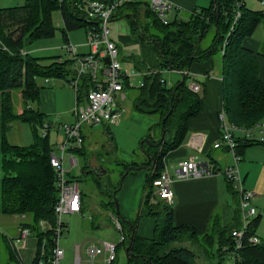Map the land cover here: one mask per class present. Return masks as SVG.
I'll use <instances>...</instances> for the list:
<instances>
[{
	"label": "trees",
	"instance_id": "16d2710c",
	"mask_svg": "<svg viewBox=\"0 0 264 264\" xmlns=\"http://www.w3.org/2000/svg\"><path fill=\"white\" fill-rule=\"evenodd\" d=\"M90 1L111 3L114 0H26L22 7L0 9V163L5 169V176L0 178V215L25 218L20 226L29 228L39 241L52 234L43 233L40 223H55L54 207L58 192L55 171L50 164V154L54 151L50 148V132L43 138L38 133L47 118L34 104H39L40 92L44 88L39 84V79H65L70 82L75 61H62L61 57H57L51 65L44 66L40 58L27 52L26 46L55 36V11L62 15L65 45L70 43V32L81 28L88 32L97 26L98 22L90 20L86 14V3ZM238 1L211 0L208 8L194 11L187 20H175L166 25L158 19L149 3L129 0L113 16V19H126L133 37L152 44L161 62L159 70L149 71L144 76L140 87L129 88L127 79L124 80V89H132L136 93L133 110L156 117L160 128L163 127L164 118H167L164 126L166 134L170 129L174 132L169 140L166 137L149 139L147 153L150 158L147 162L124 165V172L130 170L128 175L149 167L141 216L136 221L124 220L126 229L119 220L125 248L130 245L134 234L129 250L134 256L127 254V264H202L200 258L205 260L203 264H220L226 257H234L232 232L242 225L239 200L233 224L223 226L215 216L208 232L200 235L190 225H177L173 207L162 201L153 204L151 197L153 182L164 171L165 157L185 143L188 122L200 113L201 105L200 94L189 90L186 76L183 75L182 81L171 86L164 79L165 72L190 70L194 63L207 61L219 51L223 55V101L229 123L238 128L251 129L264 118V82L260 79V65L256 54L244 46L246 38L252 37L260 23L264 22V11H254L247 8L245 3L240 8L241 17L231 31ZM212 27L216 29L212 45L203 47V40ZM94 88L96 84L92 78L83 76L76 101L83 104L88 92ZM14 89L21 90L25 103V109L20 114H16L13 108ZM15 122L32 126L36 134L34 145L27 147L10 143L9 133ZM238 142L239 155L247 147L263 144L256 140H248L243 145ZM83 148L72 150L82 152ZM89 161L85 167L87 173H91ZM227 183L231 194L237 197L228 180ZM119 186L120 182L113 190L116 194ZM144 216L152 217L155 221L153 238H144L137 233L139 220ZM261 221L262 216L253 220L251 235H256ZM49 241H52L50 237ZM185 241L199 245L201 252L186 247L170 249L172 244ZM214 243L217 244L215 251L211 249ZM237 254L234 264H264V241L258 245L246 242ZM216 258L219 259L217 263L213 261Z\"/></svg>",
	"mask_w": 264,
	"mask_h": 264
},
{
	"label": "rangeland",
	"instance_id": "374dc122",
	"mask_svg": "<svg viewBox=\"0 0 264 264\" xmlns=\"http://www.w3.org/2000/svg\"><path fill=\"white\" fill-rule=\"evenodd\" d=\"M25 4L26 0H0V9L22 7ZM210 4H208L207 8ZM246 5L247 8L254 11H264V0H246ZM170 18L172 17L170 16ZM188 18L189 16L186 19ZM53 19L57 26L55 36L53 38L37 40L26 46L27 52L33 57L40 58L44 66L51 65L57 57H61L64 60L71 59L72 57L63 48L65 40L63 34L64 23L61 13L55 11ZM215 32V27H212L203 40V47L212 45ZM69 35L73 44L80 45L86 42V34L83 28L70 32ZM216 55L220 58L221 52L218 51ZM121 65L129 74L132 73L133 64L123 62ZM73 69H75L74 66L72 67ZM167 76L165 75V77ZM136 79L134 78L133 81L138 84L140 81ZM169 79L171 83L176 84V77H169ZM63 80L50 79L51 82L48 84L42 78L39 79V84L46 89L45 93L55 90L59 99L60 108H58L57 114H50L47 120L49 123H55L50 130V148L54 151L57 150V145L61 144L64 139V133L60 132L58 128L61 125H71L75 122L72 111L76 106V90L70 83H65ZM135 94L134 90L128 89L126 90L127 100L119 101V98L117 99V103L121 110H123L122 117L118 123L108 124L110 128L109 132L103 125L97 127L84 125L82 127V133L86 135L84 149L82 152L74 150L67 152V156H74L78 160L76 167L72 168L70 165H67V168L70 171V175L75 177L80 183L86 207L82 214H69L63 217V221L67 227L61 237L60 245L66 251V263H73L75 245H81L82 256L86 259V248L88 246L94 245L103 250L104 242L117 245V259L113 264L128 263L125 245L122 243L123 232L117 229L113 217L116 215L115 217L121 221L122 226L126 229L124 220L136 221L141 216L144 193V186L142 187V184L144 183L145 185L146 180L145 182L143 180L142 183V178L139 179V176L140 174H144L146 167L142 170H135L131 175H128L127 171L124 172V165L147 162L150 158L147 153L149 139L158 140L160 137L163 138L162 128L156 126V124L152 125L153 117L145 119V116L133 110ZM12 98L15 113H22L25 109V103L21 90H12ZM44 98L45 94L43 100ZM48 100L47 98L46 102ZM38 106L37 103L34 104L35 108ZM262 121L264 123V118ZM38 133L40 137L43 136L41 129H39ZM173 133V129H170L165 135L166 139H171ZM35 137V131L29 123L15 122L9 133L10 143L19 146L30 147L34 145ZM253 152L255 154L261 152L256 159L257 161H264V147L254 149ZM91 158L93 159L92 168L90 166L89 169L91 173H87L85 167L87 161H91ZM4 170L0 163V178L5 176ZM122 175L123 177L126 176L123 187L116 194L113 190L121 182ZM108 185L109 188H107ZM245 188L249 190L246 186ZM254 200L253 205L257 210V215L259 209L263 215L261 228L258 227L257 235L264 240V204L261 205L259 203L260 205L257 206ZM112 203H115V205H112ZM142 218L139 220V223ZM24 220L25 218L21 217L20 224ZM17 222L18 218L15 216L0 215V264H34L37 260L39 239L36 238L34 233L29 237L25 246L24 243L20 245L19 253L13 251L9 245V240L16 239L19 236ZM204 244L206 245L205 242ZM174 247H186L199 253L202 250L199 245H195L192 241L176 242L171 245L170 249ZM211 249L215 251L217 244L214 243ZM213 261L217 263L219 259L216 258ZM235 261L231 257H226L220 264H234ZM199 262L203 264L205 260L200 258ZM96 264L101 263L96 261Z\"/></svg>",
	"mask_w": 264,
	"mask_h": 264
},
{
	"label": "built area",
	"instance_id": "2783aa9c",
	"mask_svg": "<svg viewBox=\"0 0 264 264\" xmlns=\"http://www.w3.org/2000/svg\"><path fill=\"white\" fill-rule=\"evenodd\" d=\"M129 2V0H114L111 3L90 1L86 3V14L90 20L98 22L87 32V45L91 52L85 55L78 53L77 47L66 44L63 48L72 55L71 59L75 62L73 66V77L70 84L78 92L79 83L83 76H89L96 84V88L87 94L86 102L79 104L76 102L74 109L75 122L71 125H61L58 129L64 133V139L57 145V150L50 154V164L55 171V186L58 192V199L54 207L56 221L54 224L49 221H41L40 228L45 234L51 232V243L48 236H44L39 241V252L34 264H69L65 262L66 251L61 247V237L67 227L63 221L65 215L82 214L83 194L80 183L77 179L70 177L67 165L72 168L78 165V160L74 156H67V152L72 149H82L85 144V136L82 133L84 125L97 127L104 124L118 123L122 117L123 110L118 108L117 99L124 92V80L127 79L129 88H137L143 85L142 82L136 84L133 78L135 72L126 74L122 68L120 51L118 45L112 38L111 23L113 16L118 9ZM246 0H239L236 5V14L231 27V31L241 17L240 8L244 6ZM150 6L156 13L158 19L163 24H168V14L173 10V5L167 0H151ZM227 42L224 44V49ZM108 59L109 62L105 60ZM72 66V67H73ZM182 73L188 78V88L195 94L202 91L201 85L196 81V75L190 70ZM47 79L46 82H49ZM164 82V81H162ZM221 126V138L214 144V149H226L232 157L233 163L222 170H218L207 162L197 160L196 156H190L180 162L175 169L177 179H198L222 174L239 196V206L241 210L242 225L239 229L232 232L235 242L233 259L238 258L239 252L244 244L248 242L252 245L261 244L262 239L257 235H251V225L257 218V210L253 205L255 192L245 188V181L241 174L239 164L241 156L237 153L238 142L236 132L241 130L237 126L230 124L228 117L223 110L219 115ZM55 123L45 122L39 129L43 131L45 137L50 132ZM175 178L164 170L154 180V192L151 203L156 204L162 201L169 206L174 205L175 192L173 183ZM114 223L121 232L122 226L115 216ZM21 225V224H20ZM19 236L9 240L15 252L20 250V245L27 243L33 232L26 227H19ZM37 238V237H36ZM124 237L122 236V240ZM81 245H75L74 258L72 264H113L117 258V245L108 242L103 243V250L91 245L86 248V259L82 256Z\"/></svg>",
	"mask_w": 264,
	"mask_h": 264
},
{
	"label": "crops",
	"instance_id": "0c3cea01",
	"mask_svg": "<svg viewBox=\"0 0 264 264\" xmlns=\"http://www.w3.org/2000/svg\"><path fill=\"white\" fill-rule=\"evenodd\" d=\"M130 1L139 2L142 4H150L151 2V0ZM167 1L170 2L174 7L173 10L168 14V21L173 22L175 20H187V16L190 17L192 14H194V11L199 12L200 10L207 8L211 0ZM170 16L172 18H170ZM84 30L86 34V42L80 45L74 43L80 55H85L91 52L90 46L87 45V31L86 29ZM111 32L112 38L118 45L120 51L121 63L129 62L133 64L132 72H135L136 76L134 78H137V81L142 82L144 76L149 71H157L160 69L161 62L152 44L141 42L137 40V37H133L129 22L126 19L121 17L113 19L111 23ZM69 42L73 44L70 35ZM244 46L256 54L258 63L260 65V79L264 82V22L260 23L252 37L246 38L244 41ZM61 60L64 61L62 58ZM124 72L129 74L127 70H124ZM190 72L196 75V81L202 87V91L200 93V113L189 120L188 135L185 143L177 149L170 151L165 157L164 170H167L175 178L173 183L175 201L174 205L172 206L174 209L175 223L177 225H190L196 229L198 234L203 235L208 232L211 220L215 216H217V219L223 226H227L235 222V210L237 208L239 196L236 197L235 195L231 194L227 180L222 174L188 180L176 178V167L180 162L186 160L190 156H196L197 160L207 162L218 170H222L233 163L232 157L226 149H214V144L221 138L222 131L219 115L224 110L222 53L220 58L215 54L207 61L194 63L190 68ZM163 75L164 79L171 86L176 85L184 78L183 74L177 71H167ZM165 75L168 76L165 77ZM169 77H176V84L171 83ZM44 81L46 82V80ZM63 81H65V83L68 82V84L70 83L67 80ZM50 82L51 81L46 83L50 84ZM45 90V88L41 89L38 107L40 112L44 114L48 120L50 114H57L58 108H60V106L56 91L50 90V93H45ZM44 94L45 98L43 100ZM47 98L49 100L46 102ZM118 98L119 101L127 100L126 90H124V92ZM118 108L121 109L119 104ZM140 115L145 116V119L151 117L143 114ZM72 116L75 119L74 109L72 111ZM152 119V125L156 124L157 126L159 120L156 117H153ZM103 127L105 129H110L108 124H104ZM84 136L86 141V135L84 134ZM235 136L237 142L239 140L242 145L248 140H256L263 143L245 148L243 154L240 155L242 159L239 164L241 174L245 181V186L249 190L255 192L254 199L256 200L253 199L254 202L257 204V206L260 204L263 205L264 161H257L256 158L261 152L255 154L253 151L254 149H259V147H264V123L261 121L256 127L251 129L241 128V130L236 132ZM89 164H91L92 167V158ZM147 169L148 168L146 167L144 174H140L139 176V179L142 178V183L143 180L144 182L146 180ZM143 186L144 183L142 184V187ZM85 207L86 201L83 195V212ZM258 211L259 213L257 217L262 216L263 219L261 210L259 209ZM15 217L18 218L17 231H19L21 217ZM138 227L139 230L137 228V233L141 237H154L155 221L152 217L142 218ZM9 245L11 246L10 242ZM16 253H19V251Z\"/></svg>",
	"mask_w": 264,
	"mask_h": 264
},
{
	"label": "water",
	"instance_id": "95a60500",
	"mask_svg": "<svg viewBox=\"0 0 264 264\" xmlns=\"http://www.w3.org/2000/svg\"><path fill=\"white\" fill-rule=\"evenodd\" d=\"M105 61H106V62H109L108 59H106ZM166 119H167V118H164V120H163V122H162V124H163V127H162V130H163V138H161V139H164V137H165V135H166V131H165V127H164V126H165ZM147 168L149 169V167H147ZM129 172H130V170L127 171V174H129ZM125 177H126V176L122 177L121 182H120V186H119V188H118V190H117L116 192H119V191L122 189V187H123V182H124V178H125ZM114 195H115V194H114ZM118 214H119V212H118ZM133 238H134V234L132 235L130 245H129L128 247L125 248L126 253L129 254L131 257L134 256L133 254H130V251H129V250H130V247H131V245H132V240H133Z\"/></svg>",
	"mask_w": 264,
	"mask_h": 264
}]
</instances>
